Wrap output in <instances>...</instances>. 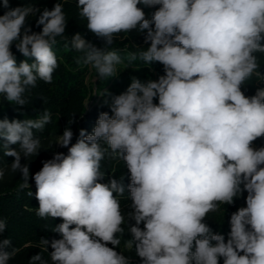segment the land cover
I'll return each instance as SVG.
<instances>
[{"label": "clouds", "instance_id": "1", "mask_svg": "<svg viewBox=\"0 0 264 264\" xmlns=\"http://www.w3.org/2000/svg\"><path fill=\"white\" fill-rule=\"evenodd\" d=\"M0 6L6 9L0 15V95L23 106L38 80L53 82L65 13L58 2L51 10L11 7L9 0ZM77 7L87 32L104 41L98 48L74 34L71 48L83 53L78 65L94 69L97 79L118 77L124 61L119 50L108 49L121 34L138 32L148 46L129 52L128 65L137 58L158 62L164 74L146 82L132 77L119 95L104 91L110 112L99 113L90 134L80 129L75 143L71 119L47 147L57 144L67 154L55 153L34 175L21 159L47 149L33 130L42 134L52 114L0 119L3 153L14 157L10 165L0 163V182L20 173L17 191H23L33 180L36 215L63 221L52 229L60 239L40 240L45 251L49 244L53 249L51 264H131L115 250L125 226L132 238L123 247L135 245L142 264H219L221 258L223 264H264V147L252 146L264 137V88L252 96L242 91L253 75L264 79L257 56L264 54V0H77ZM37 13L39 32L28 24ZM13 45L25 57L19 64ZM17 144L18 150L9 147ZM109 160L123 162L130 174L127 214L120 201L124 178L99 182ZM243 191L246 207L231 214L225 240L205 220ZM6 229L0 219V234ZM10 243L0 239V264L19 251H6ZM29 264L49 262L40 253Z\"/></svg>", "mask_w": 264, "mask_h": 264}, {"label": "trees", "instance_id": "2", "mask_svg": "<svg viewBox=\"0 0 264 264\" xmlns=\"http://www.w3.org/2000/svg\"><path fill=\"white\" fill-rule=\"evenodd\" d=\"M56 2L63 5L67 27L64 37H57L58 43L54 46L59 67L53 73V82L46 84L38 80L36 87L31 88L26 93L29 96L28 103L23 106L9 103L0 95V119L23 120L36 118L45 110L52 114V123L45 126V131L42 134L33 130L34 136L43 135L42 144L44 148H47L50 143H54L56 136L63 134L71 119L74 121L70 125L74 133L72 143L76 142L80 129H85L90 134L99 113L110 112V109L104 103L106 98L110 100V97L102 95L104 91L112 95H119L127 89L132 77H137L142 82H146L149 79L157 80L159 76L164 74L163 65L158 62L150 65L137 58L130 66L128 65L127 56L129 52L141 50L137 46L145 48L148 46L144 43V34L131 32L121 34L124 38L117 39L108 49L119 50L118 54L124 61L123 64L117 66L118 77L97 79L94 69L77 64V58L81 57L83 53L72 49L70 45L71 37L78 32L84 34L85 39L96 47L99 48L104 45L102 39L96 38L87 32V22L79 15L80 10L77 7V0H9L11 7L34 4L41 9L46 7L49 10L52 9ZM0 5H2V0H0ZM140 7L143 6L140 5ZM144 10L146 13L154 11V9L150 8H145ZM5 11L6 9L0 6V15H3ZM38 15L37 13L36 16L30 15L28 17V24L35 32L41 31V28L35 24V19ZM65 43L69 45L67 48H65ZM12 51L16 56L17 64L25 59L22 54L16 51L14 45ZM257 56L258 62L261 64L260 72L264 74V54L257 53ZM29 62H31V59ZM258 88H264V79L253 75L242 86V91L246 96H252ZM86 102H89L87 107ZM154 103H158V99H154ZM3 143L5 141L0 140V163L10 165L14 157L4 155ZM253 143L256 144L257 148L264 147V137L258 138ZM9 147L18 150L19 145H10ZM67 151V148H59V145L53 144L50 148L41 149L38 156L29 158L30 161H26L22 157L21 163H28L30 175H34L42 168L43 161L52 159L54 153L63 152L67 154ZM102 171H105V177L99 181L101 183H108L112 178L118 181L121 177L124 178L123 182L126 191L120 201L122 210L127 214L131 211V200L127 192L130 174L126 165L116 160L104 161ZM21 179V174L16 173L15 175L6 176L5 180L0 182V219L7 221V229L3 234H0V239H10L11 243L6 251L11 252L13 249H19L8 261V264H29L31 257L40 253L43 259L51 264L49 254L53 249L49 244L47 251H45L40 246V240L47 239L51 241L52 239H60V235L52 231V229L63 221L60 218L42 219L38 217L36 211L39 205L35 198V183L30 179V189L17 191L19 184L23 182ZM30 191L33 193L32 196L29 195ZM246 197L247 192L243 191L239 197L234 198L232 205H223L220 212L209 214L205 222L214 233L224 235L225 240H227L230 232V216L238 208L246 207ZM129 224H134V221H129ZM141 227H143V224H141ZM131 238L128 227L125 226V231L121 237V245L116 246L115 250L129 258L131 264H142L141 258L135 253V245L133 250H127L123 247L124 241ZM26 244L31 246L24 247ZM108 246L113 247L112 245ZM219 264H223L222 258Z\"/></svg>", "mask_w": 264, "mask_h": 264}, {"label": "rangeland", "instance_id": "3", "mask_svg": "<svg viewBox=\"0 0 264 264\" xmlns=\"http://www.w3.org/2000/svg\"><path fill=\"white\" fill-rule=\"evenodd\" d=\"M254 148H257V146H256V144L255 143H253V145H252ZM59 148H62V147H60L59 146ZM258 149V148H257ZM55 154V153H54Z\"/></svg>", "mask_w": 264, "mask_h": 264}]
</instances>
